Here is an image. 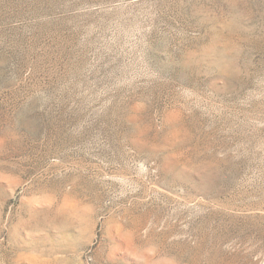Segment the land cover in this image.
<instances>
[{
  "label": "rangeland",
  "instance_id": "rangeland-1",
  "mask_svg": "<svg viewBox=\"0 0 264 264\" xmlns=\"http://www.w3.org/2000/svg\"><path fill=\"white\" fill-rule=\"evenodd\" d=\"M0 264H264V0H0Z\"/></svg>",
  "mask_w": 264,
  "mask_h": 264
}]
</instances>
